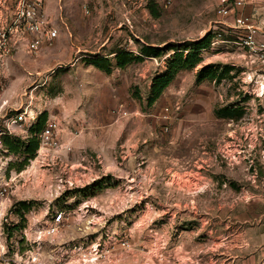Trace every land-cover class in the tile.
I'll use <instances>...</instances> for the list:
<instances>
[{
  "label": "rangeland",
  "instance_id": "rangeland-1",
  "mask_svg": "<svg viewBox=\"0 0 264 264\" xmlns=\"http://www.w3.org/2000/svg\"><path fill=\"white\" fill-rule=\"evenodd\" d=\"M154 1L158 17L148 0H49L55 39L12 56L2 91L13 107L31 99L46 114L56 146L8 166L0 264L30 249L23 228L59 212L42 254L83 243L100 250L91 264H264V0L234 13L250 32L221 17L218 0ZM207 33L202 61L148 106L174 50ZM144 46L162 53L116 65V53ZM97 57L111 61L109 74L86 62ZM207 64L228 73L196 82ZM223 107L241 116H217Z\"/></svg>",
  "mask_w": 264,
  "mask_h": 264
},
{
  "label": "built area",
  "instance_id": "built-area-1",
  "mask_svg": "<svg viewBox=\"0 0 264 264\" xmlns=\"http://www.w3.org/2000/svg\"><path fill=\"white\" fill-rule=\"evenodd\" d=\"M49 0H0V237L3 235V226L9 225L7 214L11 211L8 205V193L11 189V179L6 177L10 163L17 158L11 153L5 143L8 137L25 138L29 127L35 123L42 111L32 106V100L24 105L13 107L10 99L2 91V79H6L10 71V60L16 53H38L43 46L50 45L57 35V30L46 13ZM218 14L229 17L233 14L234 25L250 32L252 24L241 14H234L242 7L245 0H218ZM251 39L250 35H247ZM55 124L46 120L45 125L37 134L39 140L38 150L44 145H54L53 131ZM37 150V151H38ZM62 213L53 216L52 223L40 226L37 223L28 225L21 230L28 241L30 249L19 256L16 251L15 258L5 259L16 264H91L100 257V250L95 244H74L66 250H50L47 254L41 252V239L52 238L57 233V228ZM82 217V216H81ZM30 231V233H28ZM32 233V234H31ZM31 234V235H30ZM30 237V238H29ZM8 253L5 241L0 240V256ZM19 256V257H18ZM158 264H163L159 261Z\"/></svg>",
  "mask_w": 264,
  "mask_h": 264
},
{
  "label": "trees",
  "instance_id": "trees-1",
  "mask_svg": "<svg viewBox=\"0 0 264 264\" xmlns=\"http://www.w3.org/2000/svg\"><path fill=\"white\" fill-rule=\"evenodd\" d=\"M147 9L152 17H158L159 12L157 9V4L154 0H148ZM212 35L207 33L205 36L197 41L187 43L183 48L175 49L173 55L168 59L166 64V69L164 72L156 75L152 79L150 86L149 96L147 98V105H152L156 99L160 96L162 91L168 86V84L173 80L175 75L184 69L194 68L197 64L202 61L201 50L207 48L211 43ZM169 49H172L171 47ZM186 51V52H185ZM162 53V50L152 47L144 46L141 48L138 55H134L130 52H118L115 54V62L119 68L125 67L127 64L132 62L143 61L145 57H158ZM89 64L95 68L103 71L106 74L111 72V61L106 57H97L86 60ZM228 73V68L224 66L219 68L213 64H207L202 66L196 73V82H201L205 79H211L215 81H220ZM137 98H140L136 94ZM215 114L222 118H238L241 116V111L238 109H233L231 107H223L215 110ZM46 123V114L41 113L38 116L35 123H33L29 129V136L26 138L20 137H8L5 139V143L11 153L17 155L22 153L27 157L32 158L39 147V140L37 134L41 131ZM27 160V159H26ZM18 206L21 208H26L24 202H19ZM17 209V213L22 217L23 209Z\"/></svg>",
  "mask_w": 264,
  "mask_h": 264
}]
</instances>
